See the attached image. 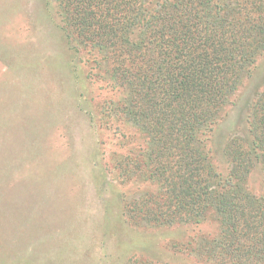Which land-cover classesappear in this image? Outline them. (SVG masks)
Returning a JSON list of instances; mask_svg holds the SVG:
<instances>
[{"label": "trees", "instance_id": "obj_1", "mask_svg": "<svg viewBox=\"0 0 264 264\" xmlns=\"http://www.w3.org/2000/svg\"><path fill=\"white\" fill-rule=\"evenodd\" d=\"M55 2L67 48L94 56L80 96L103 82L115 99L101 113L132 145L113 164L120 183H140L124 195L129 216L158 227L214 216L216 233L174 246L178 264H264V193L250 184L264 177V0Z\"/></svg>", "mask_w": 264, "mask_h": 264}, {"label": "rangeland", "instance_id": "obj_2", "mask_svg": "<svg viewBox=\"0 0 264 264\" xmlns=\"http://www.w3.org/2000/svg\"><path fill=\"white\" fill-rule=\"evenodd\" d=\"M58 12L55 0H0V264L187 260L174 246L216 233L215 217L158 227L129 216L124 195L140 183H120L113 164L132 145L118 144L116 121L101 113L115 99L99 95L103 82L80 96L94 56L67 48ZM250 184L264 193L260 169Z\"/></svg>", "mask_w": 264, "mask_h": 264}]
</instances>
